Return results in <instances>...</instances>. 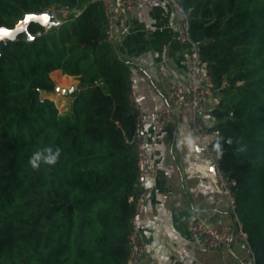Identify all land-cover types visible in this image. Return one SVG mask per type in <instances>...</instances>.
I'll list each match as a JSON object with an SVG mask.
<instances>
[{
	"label": "trees",
	"instance_id": "trees-1",
	"mask_svg": "<svg viewBox=\"0 0 264 264\" xmlns=\"http://www.w3.org/2000/svg\"><path fill=\"white\" fill-rule=\"evenodd\" d=\"M177 1L218 95L210 148L235 180V211L264 264V0ZM46 9L69 14L31 40L0 42V264H126L131 71L104 40L96 2L0 0V26ZM56 69L78 80L63 113L43 96L56 92ZM46 147L60 149L57 162L33 168L29 157Z\"/></svg>",
	"mask_w": 264,
	"mask_h": 264
},
{
	"label": "crops",
	"instance_id": "crops-1",
	"mask_svg": "<svg viewBox=\"0 0 264 264\" xmlns=\"http://www.w3.org/2000/svg\"><path fill=\"white\" fill-rule=\"evenodd\" d=\"M152 3L130 12L127 30L116 26L111 41L130 68L135 97L144 111L160 110L168 103L169 85L188 81L182 60L189 45L178 39L175 13L164 0ZM50 76L63 89L78 82L58 69ZM217 102L214 89L211 109ZM207 121L213 124L211 113ZM143 128L155 141L152 192L139 219L141 237L149 244L143 264H246L248 254L239 243L206 251L191 239V224L205 221L218 226L230 221V214L200 139L189 130L188 115L177 112L156 134L149 120Z\"/></svg>",
	"mask_w": 264,
	"mask_h": 264
},
{
	"label": "built area",
	"instance_id": "built-area-1",
	"mask_svg": "<svg viewBox=\"0 0 264 264\" xmlns=\"http://www.w3.org/2000/svg\"><path fill=\"white\" fill-rule=\"evenodd\" d=\"M164 1L175 13L173 27L177 31L179 41L189 45L188 55L182 60L188 81L169 85L168 103L160 110L144 111L137 103L133 78L130 76V103L134 115L131 143L136 159V174L127 196L131 213L128 219L126 264H143L149 253V244L141 237L139 219L152 192L150 182L155 174L153 168L155 141L144 131V122L149 120L152 130L156 134L173 120L177 112L188 115L189 130L200 139L203 156L211 168L217 186L227 200L230 214V221L218 226H212L205 221L191 224L189 226L191 239L200 249L206 251L227 247L231 243H239L246 248L248 254L245 263L256 264L247 240V233L235 211L233 191L235 180L222 170L216 153L210 148L212 140L219 133L207 121L214 100V82L202 61L200 42L190 37L188 12L181 7L177 0ZM90 2H96L102 8L104 40L109 43L112 41L116 26L121 30H127L130 12L153 5L152 0H90ZM83 9L84 6L79 4L72 10V13L78 16ZM51 10L53 18L58 21L57 26L62 24L69 14L67 10ZM52 28L44 26L42 30H38L34 34L40 36Z\"/></svg>",
	"mask_w": 264,
	"mask_h": 264
},
{
	"label": "water",
	"instance_id": "water-1",
	"mask_svg": "<svg viewBox=\"0 0 264 264\" xmlns=\"http://www.w3.org/2000/svg\"><path fill=\"white\" fill-rule=\"evenodd\" d=\"M26 16L31 17V19L26 21L25 20ZM45 17H47V19ZM30 22H36L42 27L44 26L56 27L58 25V21L53 18V11L51 9H46L41 13H27L22 19L18 20V22H16L15 25L11 28L0 26V28L9 29V33H10L9 36H4L3 33H0V42L6 41V40H16L18 35L21 33L24 34V38L26 40H31L32 38H34L35 34L29 32L28 30V24ZM210 40L211 39L205 40V43ZM74 89H75V85L71 86L69 89H63V88H60L59 86H56V90L60 91L62 94L71 93ZM228 141H230V139H228Z\"/></svg>",
	"mask_w": 264,
	"mask_h": 264
},
{
	"label": "clouds",
	"instance_id": "clouds-1",
	"mask_svg": "<svg viewBox=\"0 0 264 264\" xmlns=\"http://www.w3.org/2000/svg\"><path fill=\"white\" fill-rule=\"evenodd\" d=\"M60 155V149L56 148L55 151L51 147H46L43 150H38L34 152L29 157V164L35 168L40 165L41 162L52 165L57 162Z\"/></svg>",
	"mask_w": 264,
	"mask_h": 264
},
{
	"label": "rangeland",
	"instance_id": "rangeland-1",
	"mask_svg": "<svg viewBox=\"0 0 264 264\" xmlns=\"http://www.w3.org/2000/svg\"><path fill=\"white\" fill-rule=\"evenodd\" d=\"M43 96L48 97L54 102L59 113H63L67 109L71 100V98L67 96V94H62L60 91L57 90L53 93H45L43 94Z\"/></svg>",
	"mask_w": 264,
	"mask_h": 264
},
{
	"label": "snow or ice",
	"instance_id": "snow-or-ice-1",
	"mask_svg": "<svg viewBox=\"0 0 264 264\" xmlns=\"http://www.w3.org/2000/svg\"><path fill=\"white\" fill-rule=\"evenodd\" d=\"M46 19H47V17H45ZM31 19V17H29V16H26L25 17V20L26 21H28V20H30ZM0 33H3V35L4 36H9L10 35V33H9V29H7V28H0ZM31 38V37H30Z\"/></svg>",
	"mask_w": 264,
	"mask_h": 264
}]
</instances>
